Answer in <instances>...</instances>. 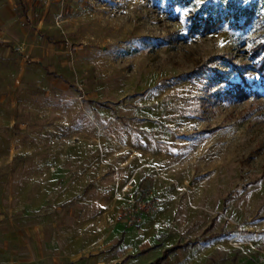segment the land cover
Segmentation results:
<instances>
[{"label":"rangeland","instance_id":"1","mask_svg":"<svg viewBox=\"0 0 264 264\" xmlns=\"http://www.w3.org/2000/svg\"><path fill=\"white\" fill-rule=\"evenodd\" d=\"M8 45L0 156L59 264H264V0H23Z\"/></svg>","mask_w":264,"mask_h":264},{"label":"crops","instance_id":"2","mask_svg":"<svg viewBox=\"0 0 264 264\" xmlns=\"http://www.w3.org/2000/svg\"><path fill=\"white\" fill-rule=\"evenodd\" d=\"M22 35L23 0H0L3 56L10 50L8 44L17 42ZM11 158V152L0 156V264H59L57 254L45 250L38 229L23 227V186L18 197H12V175L5 167Z\"/></svg>","mask_w":264,"mask_h":264},{"label":"built area","instance_id":"3","mask_svg":"<svg viewBox=\"0 0 264 264\" xmlns=\"http://www.w3.org/2000/svg\"><path fill=\"white\" fill-rule=\"evenodd\" d=\"M111 178L110 209L115 224L137 226L144 217L148 218L156 212L158 200L149 187L137 183L134 177L123 180L117 169H114Z\"/></svg>","mask_w":264,"mask_h":264},{"label":"trees","instance_id":"4","mask_svg":"<svg viewBox=\"0 0 264 264\" xmlns=\"http://www.w3.org/2000/svg\"><path fill=\"white\" fill-rule=\"evenodd\" d=\"M231 16H232V14H230V13H227V15H226L227 18H229ZM211 25H212V23H211V21L209 19H205L203 21V26H211ZM262 50H264V49L262 48ZM260 68L262 69V73L261 74L264 77V58H263V61L260 64ZM240 90L241 89L238 90L239 93H240ZM241 93H242V91H241Z\"/></svg>","mask_w":264,"mask_h":264},{"label":"water","instance_id":"5","mask_svg":"<svg viewBox=\"0 0 264 264\" xmlns=\"http://www.w3.org/2000/svg\"><path fill=\"white\" fill-rule=\"evenodd\" d=\"M114 264H120L119 262H117V263H114Z\"/></svg>","mask_w":264,"mask_h":264}]
</instances>
